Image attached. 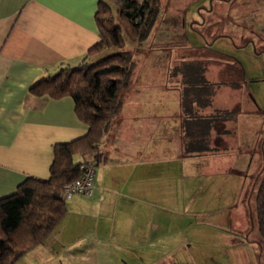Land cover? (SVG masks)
I'll list each match as a JSON object with an SVG mask.
<instances>
[{
	"label": "crops",
	"instance_id": "0c3cea01",
	"mask_svg": "<svg viewBox=\"0 0 264 264\" xmlns=\"http://www.w3.org/2000/svg\"><path fill=\"white\" fill-rule=\"evenodd\" d=\"M99 1L0 0V198L13 193L27 176L48 177L52 144L86 132L71 97L35 95L29 88L56 72L61 62L63 66L76 64L99 40L95 19ZM206 6L201 5L197 12L207 14ZM187 13L183 11V15ZM176 20L172 18L170 23ZM195 21L197 18L191 22ZM207 51V55L202 54L205 50L199 55L213 60L218 54L212 48ZM230 64L236 67L238 61ZM207 67V78L219 83L212 104L201 114L216 108L233 111L229 119L211 123L212 152L183 151L182 104L177 85H171L177 78H165V66L160 74V65H147L141 78L132 80L123 92L121 109L101 142L108 158L95 170L93 194L76 193L67 199V211L55 230L15 264L160 262L148 260L147 254L152 247L157 248L154 254H166L164 242L179 230L173 226L180 219H175L177 208L195 194L190 195L194 171L187 170L192 156L214 153L215 163L218 159L230 163L234 157L228 154L225 135L235 129L238 132L241 116L247 115L239 113L244 98L238 83L243 73L231 77L228 72L219 78L214 76V67ZM169 115L178 121L175 134L167 130ZM187 142L193 144L190 139ZM167 212L172 215L169 221Z\"/></svg>",
	"mask_w": 264,
	"mask_h": 264
},
{
	"label": "rangeland",
	"instance_id": "374dc122",
	"mask_svg": "<svg viewBox=\"0 0 264 264\" xmlns=\"http://www.w3.org/2000/svg\"><path fill=\"white\" fill-rule=\"evenodd\" d=\"M161 4L166 13L161 11L145 41L134 42L123 30L136 65L132 80L141 78L147 65L153 63L160 65V74L165 66V78L170 79V63L201 57L203 50L202 54L207 55V49L212 48L218 53L209 62L215 77L228 72L231 77L243 73L238 83L244 98L239 113L247 115L241 116L238 132L235 129L225 135L228 154L234 157L230 163L220 159L215 163L214 153L192 156L187 170L194 171L190 178L195 186L190 195L195 194L182 200L184 205L177 208L175 219H180L173 226L179 230L164 242L167 253L154 254L157 248L152 247L147 259L160 260L156 264H264V244H260L253 194L264 173V0H162ZM206 4L209 10L203 16L207 15L208 28L205 23L191 22L194 18L200 20L197 11ZM185 10L187 15H183ZM172 18L178 20L173 27ZM230 60L238 61V66L216 64ZM229 97L230 101L235 100L234 96ZM170 115L167 130L175 134L174 124L178 121ZM172 141L175 142L174 137ZM99 167L95 165V170ZM166 217L169 221L172 215L167 212ZM132 261L129 258V263Z\"/></svg>",
	"mask_w": 264,
	"mask_h": 264
},
{
	"label": "trees",
	"instance_id": "16d2710c",
	"mask_svg": "<svg viewBox=\"0 0 264 264\" xmlns=\"http://www.w3.org/2000/svg\"><path fill=\"white\" fill-rule=\"evenodd\" d=\"M161 10L160 0H100L95 11L99 40L76 64L63 66L61 62L56 72L30 86V92L35 95L54 99L71 97L75 113L87 130L81 136L52 144L53 159L48 177L27 176L13 193L0 198V264H15L55 230L67 211L66 200L76 194L63 197V187L81 176L82 163L95 170V165L107 161L101 142L121 109L122 94L132 83L135 69L123 30L128 31L132 41H145ZM200 16V20L193 23H205L208 28L207 16ZM210 61L203 56L181 58L171 65L170 75L177 78V83L171 82V85H177L182 104L185 153L212 152L211 123L229 119L233 114L232 110L221 108L201 114L212 104L219 83L206 76ZM188 139L193 144H189ZM94 181L95 174L93 184ZM253 194L260 244H264V173Z\"/></svg>",
	"mask_w": 264,
	"mask_h": 264
},
{
	"label": "built area",
	"instance_id": "2783aa9c",
	"mask_svg": "<svg viewBox=\"0 0 264 264\" xmlns=\"http://www.w3.org/2000/svg\"><path fill=\"white\" fill-rule=\"evenodd\" d=\"M80 168L82 170L81 176L64 185L63 197L69 198L77 192L87 196L92 195L95 170L87 163H82Z\"/></svg>",
	"mask_w": 264,
	"mask_h": 264
}]
</instances>
